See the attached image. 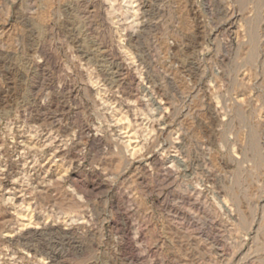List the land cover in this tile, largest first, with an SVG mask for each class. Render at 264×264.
Returning <instances> with one entry per match:
<instances>
[{
	"label": "rangeland",
	"instance_id": "1",
	"mask_svg": "<svg viewBox=\"0 0 264 264\" xmlns=\"http://www.w3.org/2000/svg\"><path fill=\"white\" fill-rule=\"evenodd\" d=\"M0 264H264V0H0Z\"/></svg>",
	"mask_w": 264,
	"mask_h": 264
},
{
	"label": "bare ground",
	"instance_id": "2",
	"mask_svg": "<svg viewBox=\"0 0 264 264\" xmlns=\"http://www.w3.org/2000/svg\"><path fill=\"white\" fill-rule=\"evenodd\" d=\"M28 224L30 225V223H28ZM28 224H26V225H28ZM31 224H32V223H31ZM32 226H33V225H32ZM38 226H39V225H38ZM28 228H29V226H28ZM28 228H27V229H28ZM31 228H32V227H31ZM31 228H30V229H31ZM27 229H26V230H27ZM34 230H35V229H33L32 231L34 232ZM36 230H37V229H36ZM41 230H42V229H41ZM37 231H39V230H37ZM27 232H28V231H27ZM29 232H30V230H29ZM35 232H36V231H35ZM40 232H41V231H40ZM36 234H37V233H36ZM13 243H15V242H13Z\"/></svg>",
	"mask_w": 264,
	"mask_h": 264
}]
</instances>
